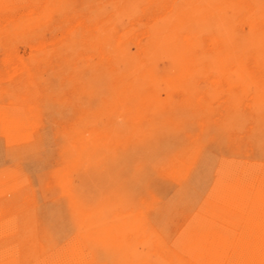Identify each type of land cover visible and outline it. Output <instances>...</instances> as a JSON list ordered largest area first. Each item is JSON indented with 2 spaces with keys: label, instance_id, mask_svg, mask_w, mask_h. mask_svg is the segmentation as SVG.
<instances>
[{
  "label": "rangeland",
  "instance_id": "374dc122",
  "mask_svg": "<svg viewBox=\"0 0 264 264\" xmlns=\"http://www.w3.org/2000/svg\"><path fill=\"white\" fill-rule=\"evenodd\" d=\"M209 263L264 264V0H0V264Z\"/></svg>",
  "mask_w": 264,
  "mask_h": 264
},
{
  "label": "bare ground",
  "instance_id": "6f19581e",
  "mask_svg": "<svg viewBox=\"0 0 264 264\" xmlns=\"http://www.w3.org/2000/svg\"><path fill=\"white\" fill-rule=\"evenodd\" d=\"M13 155V154H12ZM244 182V181H243ZM234 183V182H233ZM224 184V183H223ZM219 196V195H218ZM226 196V195H225ZM191 229V228H190ZM197 235V234H196ZM222 235V234H221ZM202 237V236H201ZM214 237V236H213ZM203 238V237H202ZM222 239V238H221ZM223 240V239H222ZM225 241V240H224ZM230 241V240H229ZM202 243V242H201ZM214 244V243H213ZM230 244V243H229ZM199 245V244H198ZM193 246V245H192ZM201 248V247H200ZM227 249V248H226ZM212 251V250H211ZM221 251V250H220ZM224 253V252H223ZM218 254V253H217ZM208 255V254H207ZM209 259V258H208ZM210 264V263H209Z\"/></svg>",
  "mask_w": 264,
  "mask_h": 264
}]
</instances>
